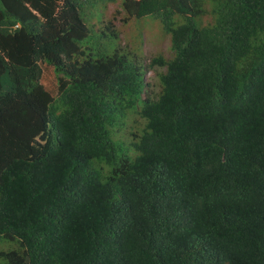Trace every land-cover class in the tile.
<instances>
[{
  "label": "trees",
  "instance_id": "trees-1",
  "mask_svg": "<svg viewBox=\"0 0 264 264\" xmlns=\"http://www.w3.org/2000/svg\"><path fill=\"white\" fill-rule=\"evenodd\" d=\"M147 16L168 58L120 44ZM0 238V264H264V0H0Z\"/></svg>",
  "mask_w": 264,
  "mask_h": 264
},
{
  "label": "rangeland",
  "instance_id": "rangeland-1",
  "mask_svg": "<svg viewBox=\"0 0 264 264\" xmlns=\"http://www.w3.org/2000/svg\"><path fill=\"white\" fill-rule=\"evenodd\" d=\"M120 31L122 32L120 44L129 48L132 55L142 58L143 62L158 54H162L166 58L170 56L169 38L164 34L160 23L150 16L133 22L131 26L120 27ZM146 77L152 83L156 82L153 73H148ZM14 249H18L16 242H9L0 238V253ZM2 262L3 259L0 257V263Z\"/></svg>",
  "mask_w": 264,
  "mask_h": 264
}]
</instances>
